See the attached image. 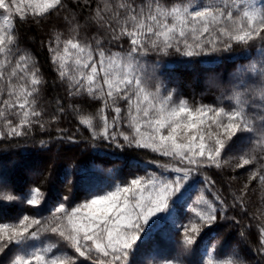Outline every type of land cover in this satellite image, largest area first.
Returning <instances> with one entry per match:
<instances>
[{
	"label": "snow or ice",
	"instance_id": "obj_1",
	"mask_svg": "<svg viewBox=\"0 0 264 264\" xmlns=\"http://www.w3.org/2000/svg\"><path fill=\"white\" fill-rule=\"evenodd\" d=\"M61 11H67L65 0H0V140L27 137L34 126L44 132L70 111L77 132L84 128L93 140L145 150L170 162L146 161L157 171L146 169L127 182L90 184L84 193L90 198L69 209L74 194L64 196L48 216L28 214L39 212L47 199L40 187L17 194L0 173V214L24 213L0 222V264H139L154 229L171 215L193 178H202L205 189L215 186V180L202 176L205 169L255 166L249 183L264 184V60L240 66L217 105L176 99V90L155 82L154 68L144 63L153 54L230 58L219 54L254 41L264 55V0H103L83 25L75 16H64L69 34L55 33L48 51L73 102L65 108L63 97L57 98L55 114L44 121L38 101L45 81L32 53L19 46L17 21L39 22ZM82 29L93 34L82 37ZM95 103L100 105L95 112L83 107ZM56 131L60 142L78 143L67 129ZM51 142L39 144L49 150ZM231 195L229 204L218 193L211 200L202 194L195 203L204 207H192L194 215L186 223L173 225L184 249L229 219L230 210L246 214L245 192ZM231 220L240 223L236 216ZM257 229L254 251L264 256V225ZM203 264L250 262L239 249L220 247L208 250Z\"/></svg>",
	"mask_w": 264,
	"mask_h": 264
},
{
	"label": "trees",
	"instance_id": "obj_2",
	"mask_svg": "<svg viewBox=\"0 0 264 264\" xmlns=\"http://www.w3.org/2000/svg\"><path fill=\"white\" fill-rule=\"evenodd\" d=\"M65 3L67 11L52 13L39 22L31 17L23 23L17 21L19 46L32 53L45 81L41 85L38 101L44 111L42 117L44 121L50 120L55 114L57 98L63 97L62 103L65 108L73 102L67 95L66 82L59 81L55 66L51 63L48 51L49 39L57 32L63 33L65 38L69 34L64 16H75L83 25L84 17L88 16L98 3L103 6V0H78V2L65 0ZM92 34L87 29H82L80 32L82 37ZM124 47L127 48V44ZM260 48L259 41L252 42L246 48L236 46L230 54H219L222 57H230L224 59L216 56L186 58L176 54L169 56L153 54L144 58V63L149 69L154 68L155 82H160L170 90H176V99L186 98L195 105L201 103L217 105L222 94L228 95L230 81L240 66H246L249 61L264 60ZM99 106L95 103L91 107L87 105L83 107L88 112H95ZM223 106L230 107L227 103ZM77 126L76 116L69 111L58 124L47 126L44 132H41L38 126H34L32 133L27 137L0 140V173L9 178L11 188L16 189L17 194H20L26 193L32 187H40L41 192L47 197L39 212L31 210L28 214L48 216L60 198L74 194V198L70 197L68 205L70 209L90 198L84 195L90 184L127 182L135 176H143L146 169L157 171L146 161L170 162L145 150H121L109 146L102 139L93 140L86 129L81 128L77 132ZM57 128L67 129V134H75L78 143L60 142ZM40 140L52 141L47 145L49 150L41 147ZM255 170V166L236 169L235 163L223 170L214 167L205 169L202 176L207 175L216 181L215 186L208 189H205L202 178H193L182 198L174 206L171 215L154 229L155 236L150 244L142 249L138 258L139 264H166L170 259L181 260L182 264H203L208 250L215 252L220 247L224 249L235 247L250 264H256L257 261L259 264H264V256L254 251L259 246L257 225H264V184L259 180L249 183V176ZM245 184H248L247 189L244 188ZM105 190L107 189H99L100 192ZM241 191L245 192L246 214L239 215V208L235 211L230 210L229 219L219 221V225L208 232L197 245L189 249H184L180 245V232L176 231L173 225L186 223L194 215L191 211L192 207H204L203 204L195 203L202 194L205 199L211 200L213 193H218L226 197L231 204V194L239 195ZM20 207L28 206L20 205ZM23 214L15 210L4 212L0 214V222H13ZM233 216L240 221L238 225H234L231 220ZM241 232L245 234L243 239Z\"/></svg>",
	"mask_w": 264,
	"mask_h": 264
}]
</instances>
